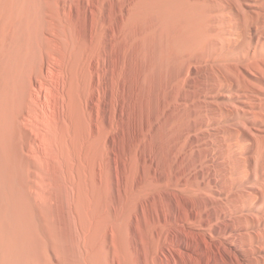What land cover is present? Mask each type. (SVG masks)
Returning a JSON list of instances; mask_svg holds the SVG:
<instances>
[{
    "label": "bare ground",
    "instance_id": "obj_1",
    "mask_svg": "<svg viewBox=\"0 0 264 264\" xmlns=\"http://www.w3.org/2000/svg\"><path fill=\"white\" fill-rule=\"evenodd\" d=\"M0 264H264V0H0Z\"/></svg>",
    "mask_w": 264,
    "mask_h": 264
}]
</instances>
